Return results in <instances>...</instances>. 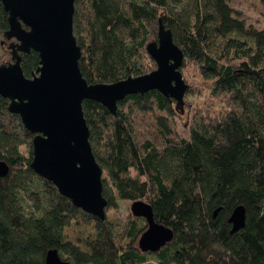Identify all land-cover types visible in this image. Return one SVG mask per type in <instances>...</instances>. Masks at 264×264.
I'll list each match as a JSON object with an SVG mask.
<instances>
[{"label":"trees","instance_id":"obj_1","mask_svg":"<svg viewBox=\"0 0 264 264\" xmlns=\"http://www.w3.org/2000/svg\"><path fill=\"white\" fill-rule=\"evenodd\" d=\"M228 1L191 0L187 10L175 12L167 9L168 0H74L73 26L85 7L87 41L74 37L88 83L151 70L155 63L145 44L156 38L159 19L183 52L179 71L199 79L196 89L189 81L186 91L202 99L185 109L187 137L173 138L165 118L156 116L160 148L147 139L138 144L129 112L118 106L131 100L149 110L154 102L172 114V99L155 89L131 93L117 101L115 113L82 99L88 142L102 169L106 205L99 219L32 171V133L0 97V159L8 164L0 176V264H42L50 247L66 253L70 264H150V257L156 264H264V24L244 25ZM256 1L264 22V0ZM6 28L0 6V63L11 60L7 43L14 38L3 35ZM18 53L28 76L38 55L32 49ZM145 58L151 67H144ZM117 199L148 202L153 219L170 227L172 238L155 251L140 250L145 224L133 215L123 240L116 239L105 213ZM239 203L244 224L229 232L226 218ZM72 219L95 221L88 250L62 241V228Z\"/></svg>","mask_w":264,"mask_h":264},{"label":"water","instance_id":"obj_2","mask_svg":"<svg viewBox=\"0 0 264 264\" xmlns=\"http://www.w3.org/2000/svg\"><path fill=\"white\" fill-rule=\"evenodd\" d=\"M74 0H0L6 12L8 62L0 63V97L6 110L16 113L22 126L32 133L29 166L49 180L57 191L81 210L102 219L106 199L101 193L100 165L88 142V127L82 113V99L99 102L111 113L127 94L157 90L174 100L182 111L186 83L179 71L183 52L174 43L169 28L157 21L156 38L145 44L155 67L109 82L88 83L78 67L80 48L72 33ZM34 50L38 64L24 75L18 52ZM8 164L0 159V176ZM132 215L144 219L137 238L142 251H155L172 238L170 227L153 219L151 206L143 199L129 203ZM218 208L213 209L212 216ZM245 209L236 204L227 216L229 232L244 224ZM42 264H70L55 247L45 250Z\"/></svg>","mask_w":264,"mask_h":264},{"label":"rangeland","instance_id":"obj_3","mask_svg":"<svg viewBox=\"0 0 264 264\" xmlns=\"http://www.w3.org/2000/svg\"><path fill=\"white\" fill-rule=\"evenodd\" d=\"M191 0H168L167 9H172V11H185L190 7ZM229 6L233 9L239 11L237 17L241 19L244 25H251L255 28H260L264 22L262 16L259 12L258 2L256 0H230L228 1ZM80 12L83 13L78 20L77 26L72 25V33L78 39L82 40L84 43L87 41L88 35V25L85 20V7L82 5ZM214 50V46H211ZM150 58V57H149ZM149 58L143 59L144 67H151L148 61ZM155 67V66H154ZM153 67V68H154ZM152 68V69H153ZM181 73V72H180ZM31 75V74H30ZM28 75V76H30ZM183 80L186 84L189 81L193 83V87L197 86L199 79L195 77L194 73L184 77L181 74ZM196 89V88H195ZM187 87L183 93V113L179 115L176 111L177 108L174 107V100L171 101V106L174 113L170 114L165 109H159L153 102L151 109L142 110L135 106L131 100H127L122 106H118L125 111H128L132 120L133 135L138 144L143 140L147 139L157 148L162 146V137L156 127V116H163L167 125L171 130V136L173 138L187 137L189 134L188 121L185 120V111L189 108V102L191 104L202 99L201 96H197L192 91L187 92ZM186 109V110H185ZM19 149L25 152L23 145L19 146ZM30 203V200H27ZM130 200L117 199L116 206L111 208L105 213V219L108 221V225L111 228L112 234L116 239L123 240L124 230L127 228L129 219L133 216L129 209ZM138 223L140 225L145 224L142 217H138ZM143 230V229H142ZM96 224L94 220H89L88 222H77L75 220H70L67 225L62 228V241H68L76 245L80 250H88L87 242L96 236ZM140 233V232H139ZM62 258L68 260L67 254L60 251ZM150 264H156L155 260L150 257L148 258Z\"/></svg>","mask_w":264,"mask_h":264}]
</instances>
